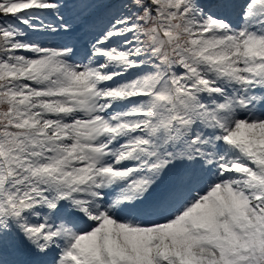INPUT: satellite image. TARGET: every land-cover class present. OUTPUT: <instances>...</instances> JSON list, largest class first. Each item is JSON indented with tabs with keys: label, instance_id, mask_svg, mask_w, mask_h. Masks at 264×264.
Here are the masks:
<instances>
[{
	"label": "snow or ice",
	"instance_id": "1",
	"mask_svg": "<svg viewBox=\"0 0 264 264\" xmlns=\"http://www.w3.org/2000/svg\"><path fill=\"white\" fill-rule=\"evenodd\" d=\"M0 264H264V0H0Z\"/></svg>",
	"mask_w": 264,
	"mask_h": 264
},
{
	"label": "rangeland",
	"instance_id": "2",
	"mask_svg": "<svg viewBox=\"0 0 264 264\" xmlns=\"http://www.w3.org/2000/svg\"><path fill=\"white\" fill-rule=\"evenodd\" d=\"M102 11V10H101Z\"/></svg>",
	"mask_w": 264,
	"mask_h": 264
}]
</instances>
